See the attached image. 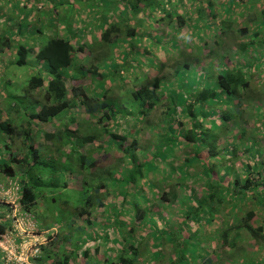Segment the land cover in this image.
I'll return each mask as SVG.
<instances>
[{"label":"trees","instance_id":"1","mask_svg":"<svg viewBox=\"0 0 264 264\" xmlns=\"http://www.w3.org/2000/svg\"><path fill=\"white\" fill-rule=\"evenodd\" d=\"M47 1L0 0V185L18 197L0 198V238L21 243L20 217L45 238L36 263L264 264V0ZM28 56L47 77L4 110ZM54 159L92 193L37 221L70 187L47 182Z\"/></svg>","mask_w":264,"mask_h":264},{"label":"rangeland","instance_id":"2","mask_svg":"<svg viewBox=\"0 0 264 264\" xmlns=\"http://www.w3.org/2000/svg\"><path fill=\"white\" fill-rule=\"evenodd\" d=\"M82 17L83 16L78 13L77 16L71 21V23H75V24L79 25V23L82 22ZM47 40H48V38H47L46 35H42L40 37V42H42V43H45ZM229 45H231V41L230 40L228 41V46ZM38 64H39L38 62L33 61L32 58L30 56H28L27 63L25 65H23L21 67H18L16 65L15 66H11V67H9L6 70L7 79L9 81H11V83H7L6 84L7 89H5V90L8 91V88H10L9 90H11V92L13 91L15 96H13V95L12 96H8V97L5 96V98L7 97L6 98L7 102L3 105V109L4 110L5 109L7 110L9 105H11V107L12 106L17 107L16 105H18V108H19L20 111L25 109V108L28 110L31 107V104L29 103V101L24 99L23 96L25 94L22 92V90L26 86L28 80L33 75L34 76L37 75L38 71H39V74L43 78L47 77L48 73H47L46 68L45 67L44 68H40V66ZM185 78L188 79V76H186ZM262 80L264 81V79H262ZM258 83H260V82H258ZM260 87H262V86L260 85ZM261 104L264 105V100L261 102ZM257 105H259V103H257ZM39 107L40 106L36 107L35 112L38 111ZM9 109H10V107H9ZM244 109H246V106H244ZM68 111L63 112L62 115H67ZM25 112H31V111H25ZM258 116H259L261 121L264 120V114L263 115L262 114H258ZM158 121H159V119H158ZM158 121H157V115L153 114V115H151L150 117H148L146 119V124L150 125L151 128H153L158 123ZM262 129H264V126L262 127ZM145 134H146V132L142 133V135H141V138L142 139L144 138L145 140H148L149 136L152 135L151 132L146 134V135ZM256 149H258V145H255L252 148V151L254 153H256L257 152ZM93 158H95L96 161H97V166H96L97 168L92 170L91 173L94 174V177H96L98 175L97 172H99L98 169H104L105 165L103 164V161H102L100 155L97 156L95 154V155H93ZM262 158L264 159L263 156H262ZM53 162L57 163L56 164L57 168H54L55 169L54 172L52 173V168L51 167L47 168L46 172H44V175L47 177V182L49 180V174H51V175L53 174V176H54L53 179H56L57 181H60V184H63V182L67 181L68 184L70 185V187L67 188V189L56 188V187L54 188L53 187V189L51 188L49 190L50 193H49V197H48L47 210L46 211H42V212L35 211L34 215L36 216L35 219L37 221H39L40 218H43V217L48 218V219L53 218L54 213L56 211L59 212L61 210V207H59V202L68 201L71 204L74 203L76 205H79L83 201V199H85L88 195H90L92 193L91 192L92 191V189H91L92 186L91 187L87 186L88 188L84 189L85 191H83V192L81 191V189L85 185L89 184V182H90L89 179L92 178V176H89V175H84V177H79L78 175L76 176L75 171L71 167L69 168L66 165H64L62 163V161H60L58 159H54ZM60 163H62V164L60 165ZM63 165L65 167H62ZM66 173H71V175H68V177H67ZM52 186H54V184H52ZM86 191H88L87 192V196H85ZM51 197H54V199L56 201L55 203L52 202ZM3 200L7 201V199H3ZM262 207L263 208H260V207L257 208L256 217H258V218L256 219L255 222H257V221L261 222L260 220H263V223H264V205H262ZM64 214L67 216V218L72 217L71 216V212H64ZM75 220H76V222L79 221V223H80L81 217L76 215ZM17 222H18V224L21 223L20 226H22V222L24 223V221L21 220L20 217H17ZM99 223H101V221ZM24 225H25V227H24V229L22 228V231L23 232H27L26 234H28V233L31 234L32 223H30V222L29 223H24ZM263 228H264V226H263ZM42 230L45 231V229H42ZM263 231H264V229H263ZM54 234H55L54 232L50 233V236H53ZM31 236L32 237L25 238L23 240V244H20V245L12 243L11 240H9V239H6L5 241H0V248H2L3 250H8V251L15 252L14 249H16V245H17L20 250H18L17 253L14 254L13 256L14 257L16 256L18 258L21 257L23 260H25V256L24 255H26L27 257L29 255V258H30V256H32V254L34 252V250H33L34 244H40V243L43 242V241H40V242L38 241V243H37L35 241L37 236L36 235L34 236L33 234H31ZM2 249H0V255H1L0 264H7L9 259L7 257V260H6L5 253L2 252ZM1 252L3 253V255H2ZM24 253H26V254H24ZM89 253H90V251L88 252V255H90ZM22 254H24L23 255L24 257L22 256ZM32 258L34 259L32 261H31V259H30V261H29V259L25 260L26 264H49V262L45 261V259H42L41 262L36 263V260L38 259L37 255L33 256Z\"/></svg>","mask_w":264,"mask_h":264},{"label":"built area","instance_id":"3","mask_svg":"<svg viewBox=\"0 0 264 264\" xmlns=\"http://www.w3.org/2000/svg\"><path fill=\"white\" fill-rule=\"evenodd\" d=\"M9 187V186H8ZM16 192H17V187L16 186H11V187H9L8 189L5 187V186H1L0 185V198L1 199H7V203H10L11 205H12V207H13V210H14V213H16V211L18 210V207H17V199H18V197H17V195H16ZM17 218V217H16ZM21 220H23L22 218H21ZM24 221V220H23ZM32 223L31 222V220H28L27 219V221H24V223ZM24 223L22 222V226H20L21 225V223L20 224H18V222H17V219H16V221L13 223V225H14V228L19 232V234H20V237H21V243L20 244H23V240L25 239V238H27V237H32L31 236V234H33L34 236H35V234L33 233L34 232V225H33V223H32V228H31V234L30 233H28V234H26L27 232H23L22 231V228L24 229V227H25V225H24ZM16 238H17V236L16 235H12V234H10V233H5L4 235H2L1 236V238H0V241H5L6 239H9V240H11V242L12 243H14V244H17V241H16ZM39 238V239H38ZM43 239V240H42ZM35 241L38 243V241L40 242V241H43L42 243H40V244H34V246H33V250H34V252H33V254H32V256H30V258H29V255H28V257L26 256V255H24V254H26V253H24V254H22V256L24 255L25 256V260H27V259H29V261H30V259L33 257V256H35V255H38V245H43L44 243H45V238L43 237V235L41 234V236H37V238L35 239ZM20 244H18V245H20ZM0 249H2V248H0ZM18 250H20L19 249V247L16 245V249H14V251L15 252H12V251H8V250H3L2 249V252L3 253H5V257H6V260H7V257H8V262H7V264H13V263H15V264H26V261L25 260H23L21 257H14L13 255L14 254H16L17 253V251ZM22 250V249H21ZM1 252V253H2ZM3 253H2V255H3ZM23 256V257H24ZM13 257V258H12Z\"/></svg>","mask_w":264,"mask_h":264},{"label":"crops","instance_id":"4","mask_svg":"<svg viewBox=\"0 0 264 264\" xmlns=\"http://www.w3.org/2000/svg\"><path fill=\"white\" fill-rule=\"evenodd\" d=\"M47 2H48V5H51V0H48ZM58 2H59V0H54V3L57 4V5H58ZM62 2H69V3H72V0H67V1H66V0H62ZM46 5H47V3H46ZM46 5H45V6H46ZM49 7H50V6H49ZM58 8L61 9L62 7H61L60 5H58ZM64 10H65V8H64ZM58 11H59V10H58ZM58 11H57V12H58ZM60 11H61V10H60ZM89 24H91V23H89ZM71 29H72L73 32H75V31L78 29V27H77V26H75V27H71Z\"/></svg>","mask_w":264,"mask_h":264}]
</instances>
